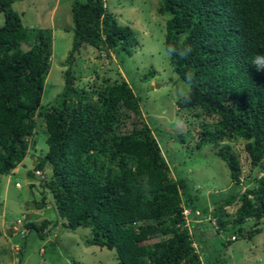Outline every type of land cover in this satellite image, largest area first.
Returning <instances> with one entry per match:
<instances>
[{
  "label": "trees",
  "instance_id": "16d2710c",
  "mask_svg": "<svg viewBox=\"0 0 264 264\" xmlns=\"http://www.w3.org/2000/svg\"><path fill=\"white\" fill-rule=\"evenodd\" d=\"M158 1L157 13L168 15L166 53L169 47H192L187 58L167 55L174 73L188 85L175 106L199 108L216 117L212 128L199 129L194 147L214 145L225 137L244 139L249 165L261 170L255 185L237 196L234 228L227 229L221 206L210 211L215 233L230 231L234 240L233 234L246 219L264 217V71L251 66L252 57L264 53V0ZM10 3L0 0V175L8 174L25 157L27 137L33 133L35 117H41L46 150L36 156L35 169L26 174L41 172L35 175L42 177L41 187L50 193L52 209L64 220L63 227L88 228L84 243L113 250L118 264H201L192 244L194 232L188 227L207 209L195 205L196 197L189 193L184 177L168 175L159 144L146 124L117 131L119 106L135 113L139 97L124 80L91 90L77 87L65 70L60 92L41 105L51 55L50 28L27 29ZM69 11L68 63L82 45L123 58L138 44L133 30L116 24L102 0H71ZM28 34L33 44L22 48ZM152 73L143 78L148 80ZM172 138L184 139L181 134ZM217 156L230 181L238 183L240 165L235 154L223 145ZM233 197L223 202L229 204ZM184 207L191 217L187 223ZM149 220L154 222L146 223ZM48 223L42 219L23 225L41 235ZM258 232L253 229L248 236ZM156 236L161 238L152 240Z\"/></svg>",
  "mask_w": 264,
  "mask_h": 264
},
{
  "label": "rangeland",
  "instance_id": "374dc122",
  "mask_svg": "<svg viewBox=\"0 0 264 264\" xmlns=\"http://www.w3.org/2000/svg\"><path fill=\"white\" fill-rule=\"evenodd\" d=\"M70 2L11 0L10 3L27 29L50 28L51 55L40 104L52 102L60 92L65 70L73 77L75 86L86 90L114 81H126L132 93L139 97L138 111L133 113L119 106L117 131L124 133L146 124L159 144L168 175L173 179L184 177L189 193L196 197L195 205L207 209L204 216L197 214L194 217L196 224L188 227L191 234L194 232L196 242L192 244L201 264H221L222 260L224 264H264V217L246 219L239 232L233 234L234 240H230V231H214L215 218L210 211L221 206L227 229L234 228L231 223L239 205L237 196L243 189L255 185V178L261 170L259 166L249 165L243 148L244 139L225 137L214 145H204L199 149L194 147L199 129L202 125L212 128L216 117L200 112L199 108L175 106V100L188 89V85L177 77L168 62L164 50L168 15L157 13L159 1L102 0L116 24L127 25L133 30L138 44L131 48L129 57L123 58L109 50L82 45L68 63L65 57L72 38ZM2 22L0 11V25ZM30 35L23 40L22 48L32 46ZM149 71L153 72L152 76L145 80L143 75ZM176 134L184 137L182 142L172 138ZM45 136L43 119L35 117L33 133L27 137L25 157L8 174L0 175V264H118L113 250L84 243L89 237L88 228L63 227L64 220L52 209L50 193L41 187L42 177L26 174L28 170L35 169L36 156L45 152ZM223 145L229 147L239 162L238 183L230 181L224 162L217 156ZM48 171L46 167L42 170L45 177ZM15 182L19 183L18 187L14 186ZM232 195L234 197L229 204L223 202ZM42 197L44 201L40 203ZM187 210L184 207L186 223L191 218ZM42 219L49 223L42 229L41 235L33 229H25L23 225L28 221L37 224ZM153 222L149 220L146 223ZM253 229L260 232L248 236ZM158 238L161 237L156 236L152 240Z\"/></svg>",
  "mask_w": 264,
  "mask_h": 264
},
{
  "label": "clouds",
  "instance_id": "9594fccd",
  "mask_svg": "<svg viewBox=\"0 0 264 264\" xmlns=\"http://www.w3.org/2000/svg\"><path fill=\"white\" fill-rule=\"evenodd\" d=\"M186 39V37H185ZM183 44V40L181 41ZM192 52L191 45H184L182 48H175V47H169L167 49V55H178L183 58H187ZM251 66L256 71H264V53H257L254 55L251 59ZM188 81L191 82V74H187ZM185 99H188L187 96H185Z\"/></svg>",
  "mask_w": 264,
  "mask_h": 264
},
{
  "label": "built area",
  "instance_id": "2783aa9c",
  "mask_svg": "<svg viewBox=\"0 0 264 264\" xmlns=\"http://www.w3.org/2000/svg\"><path fill=\"white\" fill-rule=\"evenodd\" d=\"M34 173L35 174H40V171L39 170H34ZM14 186H16V187H18L19 186V183L18 182H15L14 183ZM188 211V210H187ZM185 211L183 210V213H184Z\"/></svg>",
  "mask_w": 264,
  "mask_h": 264
}]
</instances>
